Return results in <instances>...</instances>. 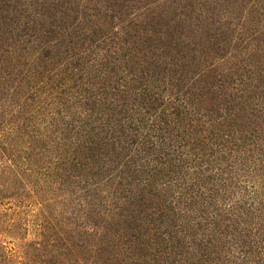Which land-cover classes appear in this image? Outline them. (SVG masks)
<instances>
[{"label":"trees","instance_id":"16d2710c","mask_svg":"<svg viewBox=\"0 0 264 264\" xmlns=\"http://www.w3.org/2000/svg\"><path fill=\"white\" fill-rule=\"evenodd\" d=\"M202 1L254 81L241 55L252 45L264 73V0ZM48 7L22 0L0 28L18 85L0 91V208L19 218L30 200L57 201L106 264H264V91H248L261 86L240 79L208 107L166 73L153 82L97 15Z\"/></svg>","mask_w":264,"mask_h":264},{"label":"rangeland","instance_id":"374dc122","mask_svg":"<svg viewBox=\"0 0 264 264\" xmlns=\"http://www.w3.org/2000/svg\"><path fill=\"white\" fill-rule=\"evenodd\" d=\"M41 1L47 3L50 11L71 14L73 18L78 15L72 14L70 9L79 14L97 15V19H91V26L100 23L105 31H122L124 40L136 50L134 55L140 52L133 55V61L152 64L153 82L166 73L175 79L179 89L203 95L208 107H214L220 91H237V85L245 78L249 87L261 86L248 91H264V73L260 71L253 46H246L241 55V59L256 68L254 81H248L252 75L242 68L237 53L230 48L231 33L217 17L198 11L210 8L214 11L215 7L206 1L82 0L86 9L75 6V0ZM21 4L22 0H14L11 4L9 0H0V28L8 29V19L18 22V17L9 11L19 10ZM107 8L110 12L106 13ZM132 13L138 15L137 21ZM73 21L71 19V23ZM10 71L8 62L0 63V91H13L12 88L18 87L15 79L6 77ZM15 144L23 149L22 140ZM50 199L28 201L19 218L12 214L14 205L0 208V264H106L110 256L104 251L107 246L100 237L81 236L75 231L80 224L65 219L69 217L67 209ZM44 205H49L50 209L45 210ZM91 245H96L95 253L102 255L101 260L95 259L97 255L93 254ZM119 261H110V264H119Z\"/></svg>","mask_w":264,"mask_h":264}]
</instances>
